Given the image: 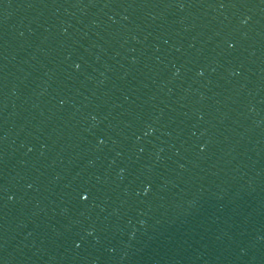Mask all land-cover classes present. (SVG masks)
I'll return each mask as SVG.
<instances>
[{"label": "water", "instance_id": "1", "mask_svg": "<svg viewBox=\"0 0 264 264\" xmlns=\"http://www.w3.org/2000/svg\"><path fill=\"white\" fill-rule=\"evenodd\" d=\"M0 264H264V0H0Z\"/></svg>", "mask_w": 264, "mask_h": 264}]
</instances>
